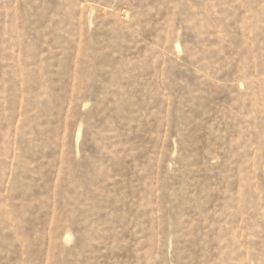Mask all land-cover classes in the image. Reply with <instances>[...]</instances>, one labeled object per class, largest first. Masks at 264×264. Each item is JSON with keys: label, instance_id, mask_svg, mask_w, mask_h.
I'll list each match as a JSON object with an SVG mask.
<instances>
[{"label": "rangeland", "instance_id": "rangeland-1", "mask_svg": "<svg viewBox=\"0 0 264 264\" xmlns=\"http://www.w3.org/2000/svg\"><path fill=\"white\" fill-rule=\"evenodd\" d=\"M0 264H264V0H0Z\"/></svg>", "mask_w": 264, "mask_h": 264}]
</instances>
